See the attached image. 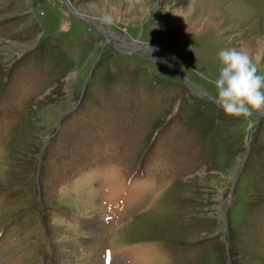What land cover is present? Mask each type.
I'll use <instances>...</instances> for the list:
<instances>
[{
    "label": "rangeland",
    "instance_id": "374dc122",
    "mask_svg": "<svg viewBox=\"0 0 264 264\" xmlns=\"http://www.w3.org/2000/svg\"><path fill=\"white\" fill-rule=\"evenodd\" d=\"M232 48L264 71V0H0V264H264Z\"/></svg>",
    "mask_w": 264,
    "mask_h": 264
},
{
    "label": "clouds",
    "instance_id": "9594fccd",
    "mask_svg": "<svg viewBox=\"0 0 264 264\" xmlns=\"http://www.w3.org/2000/svg\"><path fill=\"white\" fill-rule=\"evenodd\" d=\"M218 57L220 67L213 83L225 114L247 118L253 112L264 111V71L248 52L224 49Z\"/></svg>",
    "mask_w": 264,
    "mask_h": 264
},
{
    "label": "bare ground",
    "instance_id": "6f19581e",
    "mask_svg": "<svg viewBox=\"0 0 264 264\" xmlns=\"http://www.w3.org/2000/svg\"><path fill=\"white\" fill-rule=\"evenodd\" d=\"M75 10V9H74ZM193 15V17H194V14H192ZM197 18V17H196ZM184 22V21H183ZM199 22V21H198ZM197 20H195V22L194 23H188V25H187V28H180V29H182V32H183V30L184 31H186L185 33L187 34V33H191L192 34V32H196L197 30H198V28H197ZM191 38H192V35H191ZM219 42V41H218ZM217 42V43H218ZM219 50V49H218ZM149 213V212H148ZM141 216V215H140ZM133 225V221L130 223V224H128L127 225V227L126 228H130L131 226ZM119 231H116V233H118Z\"/></svg>",
    "mask_w": 264,
    "mask_h": 264
},
{
    "label": "water",
    "instance_id": "95a60500",
    "mask_svg": "<svg viewBox=\"0 0 264 264\" xmlns=\"http://www.w3.org/2000/svg\"><path fill=\"white\" fill-rule=\"evenodd\" d=\"M68 3L70 4L69 1H68ZM71 8H72V10H73L74 13H76L77 15H80L79 13L76 12V10H74V6L73 5L71 6Z\"/></svg>",
    "mask_w": 264,
    "mask_h": 264
}]
</instances>
